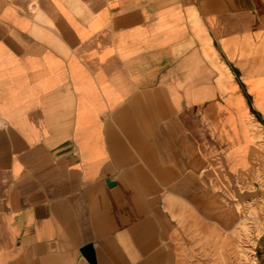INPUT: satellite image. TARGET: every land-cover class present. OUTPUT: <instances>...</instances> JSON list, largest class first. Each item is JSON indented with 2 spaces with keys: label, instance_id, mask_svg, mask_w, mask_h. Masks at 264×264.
Instances as JSON below:
<instances>
[{
  "label": "crops",
  "instance_id": "crops-1",
  "mask_svg": "<svg viewBox=\"0 0 264 264\" xmlns=\"http://www.w3.org/2000/svg\"><path fill=\"white\" fill-rule=\"evenodd\" d=\"M257 66L264 0H0V264H211Z\"/></svg>",
  "mask_w": 264,
  "mask_h": 264
},
{
  "label": "rangeland",
  "instance_id": "rangeland-1",
  "mask_svg": "<svg viewBox=\"0 0 264 264\" xmlns=\"http://www.w3.org/2000/svg\"><path fill=\"white\" fill-rule=\"evenodd\" d=\"M256 74L263 77L247 73L243 78L261 112L254 116L253 126L244 122L241 103L238 131L232 133L225 124L215 131L225 142L219 152L223 164L228 157L230 167L240 171L233 182L241 190L251 189L254 193L247 199V193L236 188L230 191L217 178L218 196L225 204L214 209L209 202L204 211L220 224L219 228L208 227V243L213 246L212 255H216L211 264H264V67L257 66ZM230 235L234 247L223 250V240Z\"/></svg>",
  "mask_w": 264,
  "mask_h": 264
},
{
  "label": "bare ground",
  "instance_id": "bare-ground-1",
  "mask_svg": "<svg viewBox=\"0 0 264 264\" xmlns=\"http://www.w3.org/2000/svg\"><path fill=\"white\" fill-rule=\"evenodd\" d=\"M233 247H234V242L232 236L230 235L229 238L226 236L222 243L223 250L233 249Z\"/></svg>",
  "mask_w": 264,
  "mask_h": 264
},
{
  "label": "trees",
  "instance_id": "trees-1",
  "mask_svg": "<svg viewBox=\"0 0 264 264\" xmlns=\"http://www.w3.org/2000/svg\"><path fill=\"white\" fill-rule=\"evenodd\" d=\"M257 115V114H256Z\"/></svg>",
  "mask_w": 264,
  "mask_h": 264
}]
</instances>
